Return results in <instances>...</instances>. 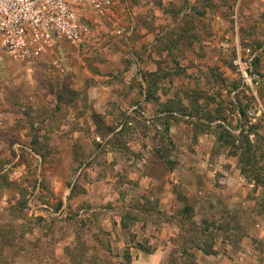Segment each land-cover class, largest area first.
<instances>
[{
  "label": "rangeland",
  "instance_id": "rangeland-1",
  "mask_svg": "<svg viewBox=\"0 0 264 264\" xmlns=\"http://www.w3.org/2000/svg\"><path fill=\"white\" fill-rule=\"evenodd\" d=\"M83 22L32 63L0 49V264H136L120 224L145 253L165 229L137 215L157 213L144 160L172 167L207 131L264 181V0H116Z\"/></svg>",
  "mask_w": 264,
  "mask_h": 264
},
{
  "label": "crops",
  "instance_id": "crops-1",
  "mask_svg": "<svg viewBox=\"0 0 264 264\" xmlns=\"http://www.w3.org/2000/svg\"><path fill=\"white\" fill-rule=\"evenodd\" d=\"M215 127L222 130L218 124ZM220 135L219 131L204 132L197 149L181 154L183 159L172 167L156 152L144 160L138 178L149 190L157 213L137 215L146 217L155 230L160 221L165 229L162 240L159 233L152 237L147 247L151 250L145 253L146 247L131 244L133 238L139 240L138 231L120 224L125 245L140 254L136 264H263L256 246L264 241V181L248 176L239 152L220 148ZM252 164L264 168V160L258 165L253 159ZM134 200L144 206L147 197ZM258 204L262 209L252 213L251 205ZM188 208L190 218L184 214Z\"/></svg>",
  "mask_w": 264,
  "mask_h": 264
},
{
  "label": "built area",
  "instance_id": "built-area-1",
  "mask_svg": "<svg viewBox=\"0 0 264 264\" xmlns=\"http://www.w3.org/2000/svg\"><path fill=\"white\" fill-rule=\"evenodd\" d=\"M116 0H0V49L8 56L32 63L59 50L63 43L83 41L84 14H106ZM245 83H252V60L237 61ZM251 113L256 122L264 106Z\"/></svg>",
  "mask_w": 264,
  "mask_h": 264
}]
</instances>
